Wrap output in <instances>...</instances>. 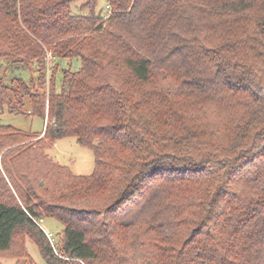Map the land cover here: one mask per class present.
<instances>
[{
	"label": "trees",
	"instance_id": "obj_1",
	"mask_svg": "<svg viewBox=\"0 0 264 264\" xmlns=\"http://www.w3.org/2000/svg\"><path fill=\"white\" fill-rule=\"evenodd\" d=\"M98 4L0 0V60L41 81L48 54L80 62L59 93L57 63L48 92L0 79V111L48 123L36 143L0 126V189L22 201L0 199V253L24 230L45 264H264V0H109L107 20ZM64 138L92 176L47 155ZM9 159L43 172L12 167L21 188Z\"/></svg>",
	"mask_w": 264,
	"mask_h": 264
},
{
	"label": "rangeland",
	"instance_id": "obj_2",
	"mask_svg": "<svg viewBox=\"0 0 264 264\" xmlns=\"http://www.w3.org/2000/svg\"><path fill=\"white\" fill-rule=\"evenodd\" d=\"M108 1L109 0H99L97 8V13H100L101 16L105 18V20H107L112 15L111 9L107 8ZM81 4L82 2H77L72 5V13L74 15L86 16L88 14V12L80 9ZM56 63L59 66L58 73L56 74V91L57 93H59L63 80V71L70 70L73 73L77 72L80 69V62L78 60L58 61L54 60L53 57L48 54L46 61L47 72L44 81H41L42 73H38L37 66L32 67L31 70H23L16 68L15 65L8 61L0 60V79L6 85H11L17 79L26 84L32 82L35 85V89L41 88L43 92H48L51 76L53 74V66ZM17 89L19 91H22L21 87L19 86L17 87ZM25 100L27 102V99ZM28 109L29 105L26 104L25 110L27 111ZM47 124V121H44L37 117L10 115L8 114L6 109L0 111V126H9L22 133H27L33 136V143H36L37 140H40L44 137V131ZM6 151L9 152V148L3 150L0 153V159ZM46 153L51 158L53 163H57L61 166L69 168L73 172V174L77 176L90 177L93 175L94 154L90 149L80 146L75 138H64L57 141L46 151ZM7 161V167L11 172V177L15 180V183H18L21 188H24L23 183L21 182L23 180L19 177V175L17 177L12 170V167H15L17 163L14 164V166L10 162L11 159ZM28 164L29 163L25 162L24 160L21 162V164L18 162V166L17 168H15L19 169L22 172L30 170H33L31 171L32 173H34L35 171H38L39 173L43 172V170L41 169L42 167H38V170L34 171V169L36 168L32 169ZM0 169L3 175L2 168ZM34 177V181H41L40 187L42 189L45 186L47 188L51 186V183H49L47 180L46 183H44L42 181L43 178H40L39 176ZM6 189H0V199L9 202L15 201L21 204L22 201L21 198L19 199L20 196L17 195V193L11 188L8 182L6 184ZM38 225L40 226V229H42L46 241L50 244L51 248L56 253H59L62 243V225L53 219L41 220L38 222ZM46 232L53 235V242L47 238ZM24 233V230H19L14 237L11 249L7 252L0 253V264H45L38 247Z\"/></svg>",
	"mask_w": 264,
	"mask_h": 264
},
{
	"label": "built area",
	"instance_id": "obj_3",
	"mask_svg": "<svg viewBox=\"0 0 264 264\" xmlns=\"http://www.w3.org/2000/svg\"><path fill=\"white\" fill-rule=\"evenodd\" d=\"M107 8L109 9V7L107 6ZM46 236H47V238L50 240V241H54V238H53V235L51 234V233H47L46 232Z\"/></svg>",
	"mask_w": 264,
	"mask_h": 264
}]
</instances>
